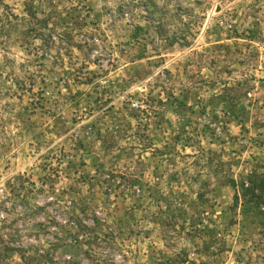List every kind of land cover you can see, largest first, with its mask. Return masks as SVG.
I'll return each mask as SVG.
<instances>
[{
    "label": "rangeland",
    "instance_id": "obj_1",
    "mask_svg": "<svg viewBox=\"0 0 264 264\" xmlns=\"http://www.w3.org/2000/svg\"><path fill=\"white\" fill-rule=\"evenodd\" d=\"M250 174L264 0H0L2 237L74 264H264V220L232 207Z\"/></svg>",
    "mask_w": 264,
    "mask_h": 264
},
{
    "label": "trees",
    "instance_id": "obj_2",
    "mask_svg": "<svg viewBox=\"0 0 264 264\" xmlns=\"http://www.w3.org/2000/svg\"><path fill=\"white\" fill-rule=\"evenodd\" d=\"M229 184L234 190L232 207L250 206L253 215L264 220V176L250 174L239 184H236L233 179H229ZM262 225L264 226V223ZM40 227L43 228V225ZM19 232V230L16 231V233ZM87 232H83L84 235ZM73 243H78V239H75ZM54 246L55 243L47 245L40 242L34 245H24L20 241H16L14 235L3 237L0 235V264H74L69 257H57L51 250ZM15 258L17 261H14Z\"/></svg>",
    "mask_w": 264,
    "mask_h": 264
}]
</instances>
